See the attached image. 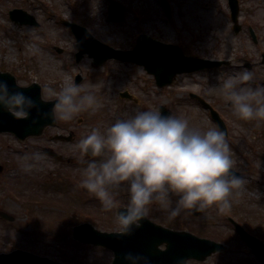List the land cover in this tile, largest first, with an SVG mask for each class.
Here are the masks:
<instances>
[{
  "label": "rangeland",
  "instance_id": "obj_1",
  "mask_svg": "<svg viewBox=\"0 0 264 264\" xmlns=\"http://www.w3.org/2000/svg\"><path fill=\"white\" fill-rule=\"evenodd\" d=\"M110 1L123 7L122 21L108 18ZM164 1L169 16L161 0H0V71L12 74L20 86L37 83L47 101L55 97L46 94V86L59 91L80 76L76 84L96 95L101 104L71 121L59 119L55 109L56 126L37 137L19 141L10 133L0 134V213L11 218H0V253L18 249L63 264H111V251L72 238V228L83 223L102 232H119L116 210L105 211L98 198L81 187L83 165L75 145L93 127L106 128L116 119L150 108L164 107L188 119L190 126H217L209 111L190 98L194 94L222 120L233 167L247 183L241 195L230 198V208L221 210L214 204L185 210L169 220L165 210L153 205L146 218L224 247L204 261L187 264H261L231 221L264 244V121L239 119L207 89L242 68L253 72L255 84L264 83V0H236L237 33L228 0ZM13 9L34 17L37 26L11 21L8 12ZM63 22L85 27L97 41L114 49L130 50L137 36L144 34L180 47L187 56L228 65L176 75L170 85L158 87L151 74L131 62L112 59L96 67L87 55L76 61V40ZM69 135L70 141L55 138ZM33 149L47 153V162L25 172L16 155ZM117 200L118 207L127 202L123 189ZM193 210L200 215H193Z\"/></svg>",
  "mask_w": 264,
  "mask_h": 264
},
{
  "label": "clouds",
  "instance_id": "obj_2",
  "mask_svg": "<svg viewBox=\"0 0 264 264\" xmlns=\"http://www.w3.org/2000/svg\"><path fill=\"white\" fill-rule=\"evenodd\" d=\"M20 89L0 80V109L24 120L36 101ZM207 90L219 95L239 119L264 121V83L255 84L251 70L227 74ZM45 92L55 97L56 113L64 121L101 107L96 95L74 82L59 91L46 86ZM75 147L83 165L81 187L98 198L105 211L116 210V223L124 235L140 226L153 205L165 210L169 220L185 210L214 204L221 210L230 208V198L241 195L247 183L236 175L225 133L218 126H190L188 119L165 115L159 108L137 111L106 128L93 127ZM16 159L30 172L47 162V153L33 149L18 153ZM121 189L127 202L118 207ZM123 262L151 264L148 257L133 253H125Z\"/></svg>",
  "mask_w": 264,
  "mask_h": 264
},
{
  "label": "water",
  "instance_id": "obj_3",
  "mask_svg": "<svg viewBox=\"0 0 264 264\" xmlns=\"http://www.w3.org/2000/svg\"><path fill=\"white\" fill-rule=\"evenodd\" d=\"M162 3L167 15L169 10L164 0ZM231 20L234 23V30L238 32L240 27L236 24L238 6L236 0H228ZM124 9L114 1H110L108 17L113 21H122ZM9 18L19 26H37L31 15L21 9L9 11ZM76 39V60L79 61L83 55L92 59L94 66H101L110 59L132 62L143 66L148 74L153 75L158 87L170 85L176 75L192 73L208 68L219 67L224 62L201 59L193 56H185L182 50L175 45L164 44L154 40L147 35H139L134 47L128 51L113 49L97 41L84 27L74 23L64 22ZM0 80L7 81L9 87L17 86L15 77L8 72H0ZM77 76L76 83L80 82ZM20 86V85H19ZM21 91L30 95L36 101V108L32 110L28 119L20 120L13 118L8 112L0 109V133H11L20 141L28 137L40 136L44 129L56 125L54 113L55 100L46 101L42 99L41 87L37 83L28 86H20ZM121 97H128L122 94ZM200 103L206 106L216 121L219 128L224 132L225 128L218 114L206 105L196 95H191ZM165 115L169 114L164 107L159 108ZM62 140H69L68 137H56ZM236 175H239L236 173ZM195 216L200 211H192ZM0 216L11 220L8 215L0 213ZM240 237L247 243L253 254L264 264V244L248 235L239 225L233 222ZM73 238L82 244H91L112 251L113 260L111 264H124L125 253L139 254L149 258L151 264H177V260L204 261L211 254L223 251L220 243L198 238L187 231H173L161 225L151 222L146 217L140 226L135 228L130 235L120 232H102L96 230L91 224L84 223L74 227ZM164 246L161 249L160 246ZM0 264H62L47 257H39L24 251H13L11 253H0Z\"/></svg>",
  "mask_w": 264,
  "mask_h": 264
}]
</instances>
